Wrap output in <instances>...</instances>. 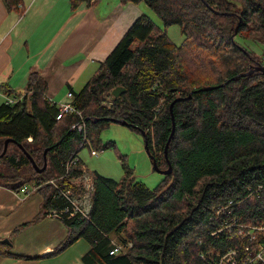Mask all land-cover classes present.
I'll list each match as a JSON object with an SVG mask.
<instances>
[{
  "label": "trees",
  "instance_id": "1",
  "mask_svg": "<svg viewBox=\"0 0 264 264\" xmlns=\"http://www.w3.org/2000/svg\"><path fill=\"white\" fill-rule=\"evenodd\" d=\"M100 1L70 0L73 9ZM121 1L143 3L164 26L142 13L85 85L73 90V104L85 117L83 131L76 113L57 119L46 80L33 72L25 95L0 105V154L7 138L16 141L0 157V185L19 189L54 180L82 195L85 188L76 179L88 170L80 151L88 141L97 150L111 147L113 142L102 143L101 133L123 120L147 137L158 165L167 169L170 161L173 171L155 188L135 180L124 159L122 179L90 172L88 217L60 218L67 237L53 253L80 238L90 244L84 264H220L230 250L237 251L236 262L222 264H242L250 253H264V193L256 191L264 187V72L256 69L264 65V51L238 40L264 43V0ZM5 3L23 12L24 0ZM171 25H179L181 44L170 38ZM118 86L126 91L115 96ZM26 151L40 167L47 161V168L37 172ZM55 184L39 188L42 211L13 235L69 206ZM116 246L120 251L112 253ZM0 256L26 257L3 239Z\"/></svg>",
  "mask_w": 264,
  "mask_h": 264
},
{
  "label": "crops",
  "instance_id": "2",
  "mask_svg": "<svg viewBox=\"0 0 264 264\" xmlns=\"http://www.w3.org/2000/svg\"><path fill=\"white\" fill-rule=\"evenodd\" d=\"M148 6L101 0L75 9L70 0H24L22 13L9 10L0 0V85L13 97L25 95L29 76L39 73L47 82V97L69 101V91L80 90L99 63ZM0 92V105L5 95ZM20 97V98H21ZM37 190L24 196L0 185V239L9 238L10 250L26 257L0 256V264H84L90 249L83 238L61 253L54 249L67 237L62 220L49 213L16 235L13 231L33 220L43 209Z\"/></svg>",
  "mask_w": 264,
  "mask_h": 264
},
{
  "label": "rangeland",
  "instance_id": "3",
  "mask_svg": "<svg viewBox=\"0 0 264 264\" xmlns=\"http://www.w3.org/2000/svg\"><path fill=\"white\" fill-rule=\"evenodd\" d=\"M145 13L150 14V17L159 27L164 26L159 16L152 9H148ZM167 32L175 43L181 44L183 42L184 36L179 25L169 26ZM238 40L258 53L264 51V43L261 41L243 39L242 37ZM101 141L103 144L113 142V145L107 149H99V154L94 156L91 154L90 146L84 147L79 153L85 162L87 174L98 171L106 177L115 180L122 179L125 169L121 160L124 159L127 167L133 171L135 180L144 182L150 188H155L163 180L165 174L155 170L146 149L143 133L127 124L114 121L102 131ZM113 239L118 245H122L116 235H113Z\"/></svg>",
  "mask_w": 264,
  "mask_h": 264
},
{
  "label": "built area",
  "instance_id": "4",
  "mask_svg": "<svg viewBox=\"0 0 264 264\" xmlns=\"http://www.w3.org/2000/svg\"><path fill=\"white\" fill-rule=\"evenodd\" d=\"M0 40H1V36H0ZM0 92H3L1 85H0ZM4 95L6 97L5 102L9 104H12L20 99V97H13V96L11 97L5 93ZM68 97L70 98L69 101L60 102V103L56 102L59 108L57 119L62 118L65 114H68V113H76L81 119V121L78 122L76 125L78 126L80 131H83L86 128L85 117L83 116V112L77 109V107L73 104V99H74L73 91H69ZM29 140H32V138L30 137ZM88 143L91 147V154L93 156L98 155L99 150L95 149L89 141ZM77 160L78 158H76L75 160L69 161L67 165V169H70L71 166L77 162ZM76 180H79L85 188V191L82 195L75 194L69 188L65 189V188H62L61 186L56 185L54 180L39 182V183L36 182L31 185L21 186L17 190L19 193H24V196H28L32 192L39 190L41 186L47 183H53L58 187L59 192L68 200L69 206H66L65 208H62L59 210L49 211L50 215L56 216L58 218H61L65 214H70V215L79 214L83 217H88L89 209L91 206V192L93 189V180L90 174H87V171L85 169H84L83 176ZM79 181H76V182H79ZM256 191L264 193V187L259 186ZM261 229H264V227H262ZM241 234H243L242 230H241ZM120 249H121V246H116L111 252L116 253V252H119ZM236 257H237V251L230 250L223 256L220 264H222L224 260L235 263ZM256 260H261L264 263L263 251H257V252L250 253L247 256V258L243 261L242 264H255Z\"/></svg>",
  "mask_w": 264,
  "mask_h": 264
},
{
  "label": "water",
  "instance_id": "5",
  "mask_svg": "<svg viewBox=\"0 0 264 264\" xmlns=\"http://www.w3.org/2000/svg\"><path fill=\"white\" fill-rule=\"evenodd\" d=\"M256 69H257V70H262V71L264 72V65H260V66H258ZM252 72H253V70L251 69L250 71H248V72H246V73H241L239 76H245V75H248V74H250V73H252ZM125 91H126V88L121 87V86H118V87H116V88L112 91V93H113V95H115V96H119L120 94H122V93L125 92ZM172 108H173V103L171 104V109H172ZM118 122L123 123V124H127L126 121H123V120H118ZM174 130H175V123L173 124V130H172L171 135H170V137H169V139H168V141H167V144H166V146H165V156H166V157H168V148H169V144H170V141H171V139H172V136H173V134H174ZM11 142L16 143V141H14L12 138H7V139L5 140L4 149H3V152L0 154V157L4 156V155L7 153L8 146H9V144H10ZM145 144H146L147 152L149 153V156H150V158H151V160H152V162H153V166H154L155 170H157V171H159V172H161V173H163V174H165V175L170 174V173L173 171V167H172V164L170 163V161H169V166H168L167 169H163V168H161V167L158 165V161H157L155 155L152 154V153L150 152V149L148 148V143H147V137H146V136H145ZM19 147H20L22 150H25L24 147H23L21 144H19ZM26 153H27V156L30 158L31 162L33 163V166H34V168H35V170H36L37 172L41 173V172H43V171L47 168V165H48L47 161H45V164H44L43 167H40V166L37 165V163L35 162V160L32 158V156H31L27 151H26ZM46 153H47V150H46V152H45V156H46ZM3 241L6 242V243H8V244H11V241L9 240V238H4Z\"/></svg>",
  "mask_w": 264,
  "mask_h": 264
}]
</instances>
